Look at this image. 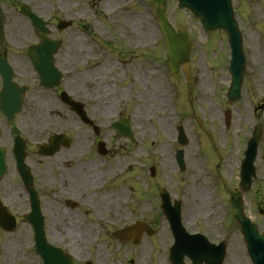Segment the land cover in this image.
<instances>
[{
    "label": "rangeland",
    "instance_id": "obj_1",
    "mask_svg": "<svg viewBox=\"0 0 264 264\" xmlns=\"http://www.w3.org/2000/svg\"><path fill=\"white\" fill-rule=\"evenodd\" d=\"M252 1L255 4H249L250 0L247 3L250 10L245 9L247 0L236 1L245 39L246 72L241 99L229 104L226 99V88L230 83L226 35L215 32L205 35L198 21L187 13L175 15L174 3L168 6L170 20L177 18L184 22L192 38L194 82L190 98L189 88L182 77L170 82L159 70L152 73L148 83L130 84L110 78L91 81L80 74L86 69L85 63L77 62L74 66L78 75L71 82L74 86L69 82V69L67 64L63 65L65 60H69V54L79 55L81 50L99 45L103 48V44L150 43L153 39L161 43L151 0H0V45L9 49L15 71H28L21 77L16 75L18 80L31 86L23 114L33 109V96L45 92L38 88V80L26 61L22 59L17 64L15 60L21 55L18 51L21 46L25 48L37 42L29 21L16 10L15 3L27 4L41 19L50 22L49 36L62 44L59 50L61 57L56 62L63 72L61 88L68 93L77 91L81 100L95 109L93 117L97 124L100 123L101 130L98 135L68 112H63L61 118H51L53 123L49 127L29 128L26 135H30L32 129L43 136L48 132L71 135L73 146L68 151L71 158L63 172L72 193L69 197L80 203L72 219L76 225L92 226L94 231L98 230L97 224H101L103 232L108 235L101 238L102 242L106 241L103 244L106 251L111 252L115 248L111 244V233L136 219H152L157 229L156 239L169 237L166 220L158 217L161 214L158 189L163 187L172 200L181 201L182 218L188 229L192 231L196 226L208 239L225 240L227 255L224 264H251L239 227L231 217L228 195L221 180L231 188L236 186L246 141L253 126L259 125L262 135L254 163L256 178L244 196V208L259 231L264 232V111L255 117L252 110L253 104L264 98V44L261 42L256 49L255 38H250L253 19L247 17L250 12L255 16L262 12L260 8L264 1ZM59 20L73 24L59 32L56 29ZM149 28L153 29L154 35L144 36ZM100 91L105 92V97L98 95ZM225 111H230L228 127L225 125ZM120 117L130 119L133 144L110 128L111 122ZM199 122L211 134L210 139ZM177 126L183 127L188 139L184 147L177 143ZM20 131L24 134L23 129ZM212 140L219 153L212 152ZM96 141H103L110 149L108 157H101ZM176 149L184 152L185 170L182 173L174 159ZM216 155L222 156L218 166ZM151 167L155 168L153 179L149 171ZM153 194L154 205L150 197ZM73 231L78 233L77 228ZM26 240L0 239V264H20L21 261L36 264L32 239ZM89 242L95 243L93 239L82 240V243Z\"/></svg>",
    "mask_w": 264,
    "mask_h": 264
},
{
    "label": "flooded vegetation",
    "instance_id": "obj_2",
    "mask_svg": "<svg viewBox=\"0 0 264 264\" xmlns=\"http://www.w3.org/2000/svg\"><path fill=\"white\" fill-rule=\"evenodd\" d=\"M247 3L248 0L246 2L247 8L245 9L250 8ZM249 4L253 5L255 2L250 0ZM260 9L262 12H257V16L252 12L247 14L249 19H253L250 24L253 33L250 38H255L256 49L261 46V42L264 44V5ZM237 15H241L238 10ZM149 32L150 30H147L145 36H149ZM155 48L156 45L145 42L127 45L104 44L103 48L97 46L81 50L79 55L69 54V60H65L66 63H63V65L67 64L69 69L70 83L74 81L73 77L78 75L74 66L77 62L79 64L85 63L86 69L81 70L80 74H83L87 80L94 81L95 79L110 78L114 81H126L130 84L135 82L148 83V79L153 77L152 73L156 71V57H159L155 53ZM27 49L19 58L15 59L17 64L22 59L28 63ZM59 55L58 52L55 56V62H57V58L61 57ZM140 58L143 60H140ZM0 60H7L10 64L14 62L9 54V49L1 45ZM91 60L93 61L91 62ZM23 72L27 74L28 71H16L15 74L21 77ZM15 82L19 86H27L25 81H21V79H16ZM71 84L73 87V83ZM1 87L2 81L0 77V89ZM29 90L27 89V93ZM42 91L45 94L41 93L33 96V103H31L33 109L23 114L27 97V93L25 94L23 106L20 112L14 115L10 124L6 117L0 113V149L4 153L5 163V170L2 173L0 172V219L2 222L0 224V239H24L25 242L27 241L26 239H33V232L27 219L31 206L30 193L32 192L38 202L44 239L50 245L60 248L65 254H69L71 264H171L169 262V249L173 239L168 237L167 239H156L157 229L151 219L143 218L134 221L142 224L137 234L138 239L120 240L114 239L110 235L111 244L115 245L114 250L111 252L108 249L107 251L104 249L105 239L103 242L101 241L103 236H108L107 233L103 232L104 228L101 224H97L98 230L95 231L90 225L75 224L72 218L75 216V211L79 208L80 203L69 197L72 196V193L69 190L68 178L63 172L71 158V154L68 151L73 146L72 141H70L68 148L63 147L53 155L43 154L40 152V147L47 144L50 137L55 133L48 132L43 136L41 133L33 131L35 129L31 130L30 135H26V133L29 128L37 127L41 129L42 126L49 127L53 123L51 118H61L63 112L71 113L87 129L93 130V128L90 125L83 124L73 108L63 102L60 94L64 89L61 88V85L51 90L42 88ZM76 93L77 91L68 93L70 99L81 103L86 116L97 124L93 117L95 115L93 105L82 101L81 97ZM104 93L100 91L98 95L103 97ZM62 123L64 124V121ZM99 124H97L98 127ZM57 125L60 126L61 123L58 122ZM21 129H23L24 134L21 133ZM97 131L96 134H99L100 129ZM64 134L68 135L67 133ZM16 138L23 141V152L25 153L23 162L25 166L22 173L17 168V160L14 155ZM109 155L110 150L106 149L104 157ZM70 200L75 203H70ZM2 225L10 227L6 228L9 230H5ZM195 227L193 228L194 230L191 231L189 228L190 231H188L190 233L199 232V229ZM74 228L78 229V233L73 231ZM75 239H77L76 242L78 244L82 245L77 243L73 245ZM90 239H93L95 243H82V240L86 242ZM207 240L212 244H218L220 241L219 239ZM200 249H203V243H201ZM196 250H198V247H196ZM173 255L175 256L172 264H192V260L187 256L183 247L175 248ZM21 256L24 257V255ZM36 261V264H45L41 254L36 255ZM20 264L25 263L21 261ZM58 264L64 263L61 261Z\"/></svg>",
    "mask_w": 264,
    "mask_h": 264
},
{
    "label": "water",
    "instance_id": "obj_3",
    "mask_svg": "<svg viewBox=\"0 0 264 264\" xmlns=\"http://www.w3.org/2000/svg\"><path fill=\"white\" fill-rule=\"evenodd\" d=\"M179 6L181 8L186 7L191 10V12L200 18L204 28L206 31L210 32L215 30L216 28H222L227 31L229 43L232 48V58L231 61V73H232V85L228 92V100L229 102H234L240 97V87L242 80V56H241V37L237 30V25L233 19L230 2L229 0H178ZM156 6V16L159 28L166 38V43L168 45V55H169V64L171 66L172 71L176 70L179 64H182L184 69L188 73L189 67V52H190V42L186 32L183 28H180L178 32H175L170 23L168 22L165 16V0H154ZM22 10L28 15L31 19L32 25L36 29L39 37H40V48L42 52L53 53L58 46V42L50 40L45 35H40L42 32L47 33L44 22H42L35 15L30 13L25 7ZM70 23L61 21L58 25V29L67 28ZM40 64H36V69L40 74L42 84L48 85L54 83L59 79V73L53 66V60L49 59H41ZM8 69V68H5ZM10 73L9 70H4L3 66V76L6 80L5 85L6 88H10ZM9 91H4L1 94V107H10L12 104H15L14 107H17L20 100H15L16 98H10L8 96ZM8 107V108H9ZM118 133H121L124 136H131L127 120H124L121 124L115 125ZM182 137V143H185V138ZM56 140L59 139L57 136ZM260 139V129L256 128L253 132L251 139L247 143V148L244 153L245 158L242 161L241 165V181L239 182V190L229 191L230 193V206L232 209V213L237 223L241 227V232L246 242L247 250L250 255V258L253 264H264V234L259 235L257 228L251 221L244 215L243 206H242V195L245 191L250 188L252 177L255 176L253 161L257 154V146L258 141ZM100 149L102 145H99ZM179 160L178 163L183 169L182 162V153L179 152ZM165 203H167V199L164 198ZM164 207V212L169 219V222L174 230L177 232H181L180 226V215H179V206L175 205L174 208H169L166 205ZM37 208L33 207V212L31 218L34 220L33 225L35 229V233L37 237L41 235L40 225L37 224ZM121 232L117 233V236H120ZM180 236V235H179ZM178 236V237H179ZM180 239V238H178ZM37 250L42 247L43 252L46 254L52 251V248L47 246L44 239H35ZM41 246V247H40ZM57 251V250H54ZM204 258H208L204 256ZM223 258V248L220 249L219 252V261L218 264H221V260Z\"/></svg>",
    "mask_w": 264,
    "mask_h": 264
},
{
    "label": "bare ground",
    "instance_id": "obj_4",
    "mask_svg": "<svg viewBox=\"0 0 264 264\" xmlns=\"http://www.w3.org/2000/svg\"><path fill=\"white\" fill-rule=\"evenodd\" d=\"M131 183H132V184H134V183H135L133 179L131 180ZM122 190H123V189H122Z\"/></svg>",
    "mask_w": 264,
    "mask_h": 264
}]
</instances>
